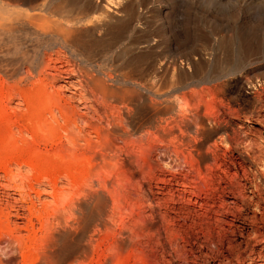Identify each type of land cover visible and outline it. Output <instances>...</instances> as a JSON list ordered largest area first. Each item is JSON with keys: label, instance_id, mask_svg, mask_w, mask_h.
I'll list each match as a JSON object with an SVG mask.
<instances>
[{"label": "bare ground", "instance_id": "obj_1", "mask_svg": "<svg viewBox=\"0 0 264 264\" xmlns=\"http://www.w3.org/2000/svg\"><path fill=\"white\" fill-rule=\"evenodd\" d=\"M43 1L23 0V4H35L34 7L8 8L0 0V33L8 37L19 33L31 38L35 57L33 63L24 67L23 73L21 67L0 70L12 81L4 95L6 103L17 102L16 109H8L9 105L2 107L3 89H0V125L7 126L9 130L6 136L0 134V176L2 174L7 181L6 187L19 191L20 199L14 201L15 206H9L15 212L14 217L30 227H33L32 218L38 217L43 248L37 256L32 255L36 258L24 251L28 239L25 242L23 236L11 229L9 221L6 225L1 221L6 208H0V247L5 244L10 249L15 247L30 264H75L85 258V249L94 240L90 236L92 222H96L97 228L107 225L106 195L114 196L119 192L117 188L122 179L120 154L127 153V150L131 154L135 149L142 154L158 150L155 142L161 140V144L175 129L179 141H184V136L191 134L192 125L196 129L191 141L196 144L197 138L201 139V143L196 144L199 153L200 147L218 136V141L211 146L213 152L210 157L215 165L218 163L216 151L219 146L233 143L236 150L241 147L239 162H231L235 169V173L230 175L232 177L222 170L223 176L230 180L228 206L233 212L229 214L234 217L241 215L239 203L242 205L251 199L246 195L250 190L248 185L255 195L264 184V152L254 148L255 140L252 138L254 134L259 135L260 129L239 124L234 128L232 124L240 119H254L264 125L262 66L245 71L240 78L252 91L255 106L253 111L244 112L232 105L234 101L223 97V82L217 83L236 73L228 67L231 39L219 36L213 54L185 55L170 62H159L156 68V60L152 56L153 40L144 28L143 40L140 43L136 41L135 50H142L147 57L141 61L142 55H135L125 61L122 52L116 56L114 64L113 49L123 35L138 33L139 26L136 25L140 16L136 8H121L125 0H116L118 3H113L115 8H74L78 6L77 0H53L57 8H48L50 5ZM98 1L109 4L110 0ZM248 48V44L241 43L237 49L238 56L246 57ZM96 55H103V65H93ZM206 65H213L218 70L217 74L213 81L198 79L205 85L193 94L201 96V103L199 101L200 106L197 105L192 117H188L180 108L184 94L178 95V92L187 87L184 82L196 79L199 67ZM170 69L185 79L179 87L172 85L164 89V74ZM190 70L195 74H188ZM65 90L71 92L68 98L63 97L62 91ZM88 94L92 99L87 98ZM208 96L212 101H206ZM96 104V107L99 104L101 112ZM78 105L83 113H79ZM15 129L17 132H13ZM42 144L50 145L51 150L41 149ZM246 162L250 164L248 169L245 165L243 167ZM253 166L260 172L252 174L250 167ZM239 169L242 175L238 174ZM76 170L79 171V180L82 179L80 182L74 179ZM15 172L21 176L19 181ZM33 180L36 183L32 184ZM59 183L66 188L58 190ZM35 187L39 189L35 190ZM25 189L35 192L42 214L35 201L25 207L30 199V193ZM42 192L46 193L42 195ZM40 196H47L43 197L44 200L48 197L52 200L43 202Z\"/></svg>", "mask_w": 264, "mask_h": 264}, {"label": "rangeland", "instance_id": "obj_2", "mask_svg": "<svg viewBox=\"0 0 264 264\" xmlns=\"http://www.w3.org/2000/svg\"><path fill=\"white\" fill-rule=\"evenodd\" d=\"M1 1L8 8H32L35 5L23 4V0ZM51 1L53 0L43 2L51 6L48 8H57V3ZM87 1L77 0L78 6L74 8H115L113 3H118V0H110L109 4L89 0L88 2H91L89 5ZM121 8H136V13L138 17L140 16L136 25L139 26L137 27L139 30L135 35L124 34L125 36L123 35L114 47V54L112 53L115 58L114 64L117 61L116 56L122 52L125 61L135 55H142L141 61L147 57L142 50H135L137 43L143 40L146 32L144 28L153 40L152 56L156 60V68L161 62L177 60L185 55L195 57L199 53L204 56L213 54L217 48L218 37H227L231 39L229 52L231 60L228 59V67L233 68L236 73L217 83L223 82L222 95L226 100L234 101L232 105L235 108H240L244 112L254 110L252 91L240 78L245 71L260 66L264 73V0H125ZM243 42L248 44L249 48L246 57L240 58L237 49ZM33 45L31 38L22 34L17 33L8 37L0 33V70L21 67L23 73L24 67L33 63L35 59ZM102 57L103 55H96L93 58L95 63L93 65H103ZM2 71H0V89H3L1 105L2 107L9 105L8 109L13 110L16 109L17 102L7 104L4 96L12 81L7 79ZM217 71L213 65L201 66L197 69V80L184 82L188 88L178 92V95L184 94L185 100L183 99L180 104L184 115L191 116L196 111L199 101L201 103V96L193 94V91L195 93L205 85L198 82V79L213 81ZM261 71L259 73H262ZM188 72L190 75L195 74L191 70ZM184 79L185 77L170 69L164 74L163 87L164 89L172 85L179 87ZM65 91L62 93L66 98L72 90ZM90 97L87 96L89 100L92 99ZM208 99L212 101L211 96L206 97V101ZM96 108L100 110L99 104ZM79 109H81L79 113H83L82 107ZM236 124L260 129L259 135L254 134L252 138L255 140L254 148L264 152V125L254 119L236 120L232 124L234 128ZM195 129L196 126L194 128L192 125L189 130L191 134L186 138L184 136L186 139L184 141H179L180 137L175 129L173 136L166 137L161 144V140L155 142L154 145L160 149L159 151L152 150L150 153L142 154L139 149H135L130 152L131 154H128V150L127 153L120 154L122 179L118 184L117 195H106L107 225L97 228L96 222H92L90 236L94 239L93 243L85 249V258H81L75 264H264V184L255 195L251 193V190L253 191L251 185H248L250 190L246 195L251 199L243 203L244 205L239 203L241 215L234 217L229 214L233 210L228 206L230 205L228 177L235 173L232 164L239 162L241 147L236 150L233 143L219 146L220 150L218 149L217 155L215 154L218 163L215 165L211 160L213 152L211 146L214 141H218V136L200 147L199 153L196 151V144L201 143V139L198 137L196 144L195 141H191ZM8 131L7 126L0 125L2 136H6ZM42 145L41 149L51 150L50 145L43 147ZM193 161L197 163L196 166ZM244 165L247 169L250 166L249 162L243 164V167ZM222 170L229 173L228 177L223 176ZM77 171L73 173L78 176ZM250 171L252 174L260 172L255 166L250 167ZM238 174L242 175L240 169ZM76 175L72 176L80 182L82 179L79 180L80 176L77 178ZM1 176L0 208H6L1 221L4 225L9 221L11 229H15L17 234L23 236L25 242L28 239L24 251L28 255L37 256L43 248L41 223L35 216L32 218L33 227H30L25 221L14 217L15 212L11 211L10 207L15 206L14 201L20 199L19 191L6 187L7 181L2 174ZM76 182L74 180L75 184ZM31 183L34 184L36 181L33 180ZM65 188L61 183L58 184V190ZM38 189L35 187V190ZM25 192L30 193V199L27 201L29 204H25V207H29L31 201H35V206L42 214L35 192L31 193L29 189ZM43 193L46 192H42V195ZM40 197L43 202L52 200L50 197L44 200L43 197L47 196ZM7 212L12 214L7 215ZM25 215L28 216V213ZM5 217H8V220ZM232 222L231 227L228 226ZM27 226L29 230H26ZM15 250V247L10 249L6 244L1 246L0 264H30Z\"/></svg>", "mask_w": 264, "mask_h": 264}]
</instances>
